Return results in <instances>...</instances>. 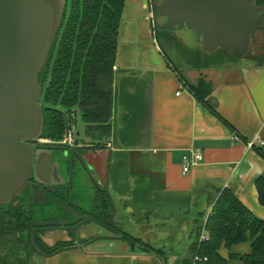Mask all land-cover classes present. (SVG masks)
<instances>
[{"label":"crops","instance_id":"obj_1","mask_svg":"<svg viewBox=\"0 0 264 264\" xmlns=\"http://www.w3.org/2000/svg\"><path fill=\"white\" fill-rule=\"evenodd\" d=\"M156 17L152 0H125L114 67L113 136L108 148L94 157L100 160L93 162L100 182L106 177L117 214L124 207L121 204L135 199L141 209L148 206L154 212L170 213L166 228L175 226L172 218L178 213L193 220L199 214L207 217L226 190L264 221L257 189L258 179L264 177V53L237 57L224 49H189L156 26ZM173 38L182 45L174 52L194 53L181 54L191 59H184L183 67L176 66L164 47ZM221 51L228 54L223 61ZM198 56L200 67L195 64ZM205 58L210 59L207 66ZM145 119L147 145L134 149L136 123L140 129ZM253 140L255 147L250 149ZM193 152H200L204 161L184 174V157ZM134 166H140L141 172ZM146 195L151 199L143 200ZM157 224L158 239H167L168 231ZM4 233L0 232V264H174L177 259L167 253L134 251L124 240L53 256H22L8 253ZM182 237L180 232L176 239ZM221 253L228 258L226 251Z\"/></svg>","mask_w":264,"mask_h":264},{"label":"water","instance_id":"obj_2","mask_svg":"<svg viewBox=\"0 0 264 264\" xmlns=\"http://www.w3.org/2000/svg\"><path fill=\"white\" fill-rule=\"evenodd\" d=\"M67 2L0 0V206H6L20 196L38 168L35 147L44 145L41 142L44 107L40 76L64 25ZM152 2L158 10L156 26L174 34L189 49L201 48L208 52L224 49L234 55L246 56L256 33L264 32V8L257 7L254 0ZM89 175L96 184L95 176ZM49 183L42 182L44 186ZM107 195L112 211L109 225L114 226L117 208L108 190ZM34 205L38 204L35 202ZM70 212L75 218L73 222H35L33 241L42 228L52 232L41 235L45 243L51 239L58 240L57 243L71 242L65 234L60 233L64 230H71L86 239L89 228L82 233L81 227L93 223L92 220L83 222L85 217L78 211Z\"/></svg>","mask_w":264,"mask_h":264},{"label":"trees","instance_id":"obj_3","mask_svg":"<svg viewBox=\"0 0 264 264\" xmlns=\"http://www.w3.org/2000/svg\"><path fill=\"white\" fill-rule=\"evenodd\" d=\"M67 1L64 25L45 68L47 70L51 67L58 40L66 27L51 81L43 95L42 102H45L46 107L43 137L61 140L65 135V119L62 113L48 109L59 106L66 110L79 107L82 120L90 132L99 130L108 135L112 129L114 67L117 62L125 0ZM254 3L257 7L264 8V0H254ZM156 12L158 15L157 9ZM181 53L184 56L194 55L187 51ZM227 56V51L220 52L222 61ZM209 62L210 59L205 58L204 65L207 66ZM200 63L198 56V63L195 64L200 67ZM45 70L40 76L42 86L47 82L46 77L43 79ZM190 90L195 93L192 87ZM208 108L216 114L214 109L210 106ZM257 189L260 203L264 206V177L258 179ZM106 203L98 218L103 226H108L111 215V206L107 201ZM8 223L19 227L22 233L27 232L28 239L14 240H17L18 246H24L26 241L27 250L32 252L53 256L75 247L73 242H58L51 247L42 239L33 241L26 212L21 208L8 210V205L0 206V232L8 235ZM203 232L207 234V239L201 240ZM122 238L125 241L127 239L125 235ZM246 245L249 247L247 252L235 251L236 248ZM221 251H226L228 258L224 257ZM23 252L31 256L28 251ZM153 253L159 254L155 249ZM234 262L264 264V221L255 218L232 191L226 190L213 205L205 223L199 226L189 257L178 264Z\"/></svg>","mask_w":264,"mask_h":264},{"label":"flooded vegetation","instance_id":"obj_4","mask_svg":"<svg viewBox=\"0 0 264 264\" xmlns=\"http://www.w3.org/2000/svg\"><path fill=\"white\" fill-rule=\"evenodd\" d=\"M65 30L63 29L61 35L64 36ZM62 40L60 45L58 40L51 67L45 70L43 74V79L46 77L47 81L45 86H42L41 100L43 101L44 91L51 81ZM42 103L45 109V102ZM48 109L62 113L65 119V135L61 140L43 137L41 142L44 145H36L35 154L38 155V168L34 171L30 184L23 193L8 204V210L21 208L26 212L32 239L35 222H73L75 218L70 210H76L85 217L83 222L92 220L94 224L81 227L82 233H84L85 228H89L86 239L80 238L71 230L60 232L65 234L75 244V247L90 248L100 242H112L114 244L120 242L123 239H121L122 236L118 229L123 227L125 222L118 218V214H116V225L114 226L109 225V222L108 226L110 227L103 226L98 220L104 205L107 204L106 201L111 206L107 195V179L105 177L104 182H100L97 166L94 164L95 161H98L97 158H94L97 156L96 154L108 147L107 144L104 145L106 135L99 130L90 132L86 125L85 135L81 137L77 128L79 107L71 110H66L61 106ZM80 116L82 120L81 112ZM67 121L69 131L67 130ZM72 132L76 134V138ZM51 144H63V146H51ZM89 173L95 176L96 184L91 181ZM45 181L50 182L48 186L42 184ZM91 192H94L95 195L90 196ZM35 202L38 205L35 206ZM45 229H39L35 239H41V235L52 233ZM98 233L101 235L99 236Z\"/></svg>","mask_w":264,"mask_h":264},{"label":"rangeland","instance_id":"obj_5","mask_svg":"<svg viewBox=\"0 0 264 264\" xmlns=\"http://www.w3.org/2000/svg\"><path fill=\"white\" fill-rule=\"evenodd\" d=\"M156 16H157V12H156ZM180 44L181 43L178 40L173 38V39L166 40L164 42V47L166 51L168 52L167 54L171 55V58L173 59V62L176 63V66L183 67L184 59L189 60L190 58H185V57L183 58V56L181 55L182 54L181 52H178V51L174 52V49L178 47L182 48V45ZM255 51L256 52L258 51V53H264V32L263 31H258L255 37L252 39L251 45H250V51L247 55H250ZM115 76L116 74L114 75V82H115ZM113 87H114V84H113ZM77 114H78L77 116L78 117L77 119L78 132L81 134V137H83L86 131V124L82 122L80 112H77ZM112 117H113V112H112ZM138 124H139V121L136 123V127H135L136 137H135L134 143L132 144L134 149H139V148H142L143 146H146L148 142V138H149L148 120L145 119L142 122V126H141L142 128L140 127V129L138 128L139 127ZM112 134L113 133L111 129V132L108 135H106V138L104 140V145L107 142H109V140L112 139V136H113ZM72 135H74L76 138V134L72 132ZM133 154L135 157V155H137V152ZM141 155L142 154L139 153V156L137 157H140V159H142ZM137 159L138 158H135V161H137ZM99 160L100 159H98V161ZM145 161L147 162L145 164V167L149 168V161L148 160H145ZM135 170H137L138 172H141V167L136 166ZM160 195L163 196V193ZM142 199L148 201L149 199H151V196L146 195V196H143ZM135 201L136 200L133 199V201L131 202L125 203L123 205L121 204V206H124V207L120 208V213L118 214V218L120 220H122L123 218V220L125 221L124 226L119 227L118 230L122 237L124 235L127 237L126 243L130 246V248L132 247L134 251L138 250V251H142L146 253H152L154 249L158 251L159 253H164V254L167 253L168 256L177 258L176 260L173 259L175 260L174 264H178L185 258L189 257L190 249L192 245L194 244L195 239L197 238L198 228L200 225L205 223L209 214L207 215V217H204L205 216L204 214H201L202 216L199 214L198 218L193 220L190 216L189 217L185 215L181 216L178 213V214L173 215L174 218H172L173 219L172 221H174L175 226L166 228L164 221L169 219L167 217L170 216V213L163 212V211L154 212L151 210V208H148V206H146L147 208H144L147 210H144L143 208L141 209L139 208V206L134 204ZM156 223H158L157 224V226H159L158 229H161V230L166 229L168 231L169 236L167 239H158V236H159L157 234L158 231H156L154 227ZM160 225L162 227H160ZM18 228L14 224L9 225L8 223V253L12 251L14 253L15 251L16 252L18 251L17 253L23 256V253H24L23 251H28L29 253H31V256H37L35 251L32 252V250H27L26 241H24V244H25L24 246L17 245L16 243L17 240H14V239H21V238L28 239V236H29L26 231L25 232L23 231L22 233V231L19 230ZM180 232L183 236L182 239H176ZM203 236L207 237V234L203 232L201 235V240ZM57 241L56 240L54 241L51 239L47 243L48 245H54V244L56 245ZM155 246L156 248H159L160 250L156 249ZM248 250H249V247L247 245L245 247L240 246L235 249V251L238 253H245ZM232 264H239V263L234 262Z\"/></svg>","mask_w":264,"mask_h":264},{"label":"built area","instance_id":"obj_6","mask_svg":"<svg viewBox=\"0 0 264 264\" xmlns=\"http://www.w3.org/2000/svg\"><path fill=\"white\" fill-rule=\"evenodd\" d=\"M249 148L255 147V140L250 141L248 143ZM261 146L264 147V141H261ZM204 161V157L200 152H193L190 156H185L184 157V169L183 172L184 174L189 173L192 168L198 166ZM207 239V237L203 236L202 240Z\"/></svg>","mask_w":264,"mask_h":264}]
</instances>
